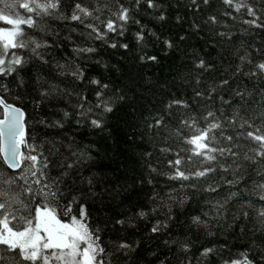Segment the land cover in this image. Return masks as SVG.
Masks as SVG:
<instances>
[{
    "label": "snow or ice",
    "instance_id": "1",
    "mask_svg": "<svg viewBox=\"0 0 264 264\" xmlns=\"http://www.w3.org/2000/svg\"><path fill=\"white\" fill-rule=\"evenodd\" d=\"M182 226L264 264V0H0V264H193Z\"/></svg>",
    "mask_w": 264,
    "mask_h": 264
},
{
    "label": "trees",
    "instance_id": "2",
    "mask_svg": "<svg viewBox=\"0 0 264 264\" xmlns=\"http://www.w3.org/2000/svg\"><path fill=\"white\" fill-rule=\"evenodd\" d=\"M164 67L157 70V69H152L153 72H157L159 71V74L161 76H163L165 74V72L167 71V67L169 65V61H164ZM156 182H157V185H160V184H163L164 181L162 178L160 177H157L156 178ZM168 183H172V182H168ZM175 186V185H173ZM159 190V188H158ZM167 189H165L166 191ZM208 194H204V193H199V194H194L190 197L189 201L185 204V208L188 209V210H191V211H194V212H200L202 210H208V208L210 207V205H205L204 203V200L202 199V197L206 196ZM214 195V194H213ZM143 227V225H142ZM176 229L173 228V232L175 233ZM180 231L182 233H185V234H189L191 235V237L198 241L197 243H195L191 249V252L193 254V264H195V254L197 253L198 249L202 246H208V245H212V244H220V243H223L224 240L222 237H206V236H202L199 232L193 230V229H190V228H187L186 226H182ZM235 233H232L230 232L229 233V239H231V236L234 235ZM231 247L233 249V251L235 250H238V249H241L244 247V243L242 241H237L235 243H232L231 244Z\"/></svg>",
    "mask_w": 264,
    "mask_h": 264
}]
</instances>
